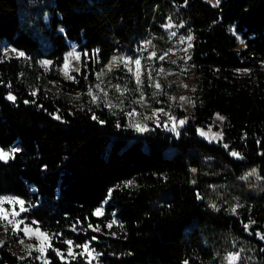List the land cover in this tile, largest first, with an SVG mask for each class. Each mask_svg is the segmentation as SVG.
Listing matches in <instances>:
<instances>
[{
  "label": "trees",
  "instance_id": "1",
  "mask_svg": "<svg viewBox=\"0 0 264 264\" xmlns=\"http://www.w3.org/2000/svg\"><path fill=\"white\" fill-rule=\"evenodd\" d=\"M168 11L193 34L190 60L198 75L194 110L177 135L153 122L139 133L126 115L105 107L72 108L40 83L38 58L59 66L75 42L91 56V69H99L116 52H133L141 40L159 36ZM5 41L28 60L4 59ZM263 64L264 0L216 6L206 0H51L42 6L0 0V147L18 149L0 160V196L24 199L27 220L60 239L47 253L49 264H82L80 256L62 260L55 249L66 252L65 241L82 245L94 235L106 239L97 243L102 264H219L211 248L215 232L240 245V264H264L257 235L264 234V189L247 194L234 214L215 198L218 188L247 171L264 181ZM166 107L177 119L186 117ZM216 115L224 118L222 142L199 133L218 129ZM105 201V213L94 215ZM113 217L116 237L91 230L107 229ZM0 264L42 263L19 258L4 242Z\"/></svg>",
  "mask_w": 264,
  "mask_h": 264
},
{
  "label": "rangeland",
  "instance_id": "2",
  "mask_svg": "<svg viewBox=\"0 0 264 264\" xmlns=\"http://www.w3.org/2000/svg\"><path fill=\"white\" fill-rule=\"evenodd\" d=\"M50 1L51 0H30L33 5H38L40 3L41 6L44 2ZM206 1L214 6L218 5L217 0ZM167 14L168 16H166L162 22H159L162 32L158 34L159 36L153 33L149 38L141 40L133 47V52H129L127 49L116 52L112 58L99 69H91V56L89 54L84 55L87 52H82L75 42H70V48L65 53L63 61L59 66H56V63L51 58H38L37 65L42 71L40 76L44 77L40 83L44 84L45 90L48 94L52 95L54 99H66L67 103L72 108H82L84 106L105 107V109H108L114 114L126 115L129 125L139 133L150 131L151 125L149 122H153L157 127L177 135L194 110V92L197 86L198 75L190 60V50L193 40L192 32L190 30L180 29L182 23H178L173 19L174 14L172 11H168ZM48 19L49 14L45 12L43 20L46 24L48 23ZM43 30L44 28L40 29V32ZM189 37H191V39H189ZM149 41L151 43H148ZM241 41L243 40L240 39V47L244 46V41L243 43ZM189 44H191V47H189ZM12 49L16 48L7 41L3 42L4 59L20 58L23 62L28 60L26 55L20 57L12 52ZM73 51L81 54L79 60L68 55ZM17 52H19V50H17ZM153 52L156 53L154 57L151 56ZM160 57H163V59H160ZM129 59L132 61L135 59L141 60V83L139 84L134 75L136 66L134 63H127ZM44 61H49L51 63L45 65L43 63ZM66 62L69 64L67 75L64 70V64ZM108 65H112L111 69L108 68ZM129 68H131L132 71H129ZM76 69H79V71H76ZM247 72V70L239 71L240 74H245ZM98 73H102L100 79H97ZM55 75L59 76L61 79L55 78ZM68 75L75 77V79H68ZM43 79H45V82H43ZM66 82H71L74 85L83 84L84 87H82V89H71L72 87ZM97 84L100 85L99 88L96 87ZM157 84H159L160 87H156ZM100 89H103V91ZM90 90L93 95L98 97L96 101H93L92 96L89 95ZM109 105L112 106L109 107ZM167 105L184 110L186 117L177 119L171 114L170 109L166 107ZM129 113L132 114L129 115ZM218 116L222 117L216 115L213 119V124H216L218 129H214L213 125L202 128L199 130L201 137L213 142H222L224 137V119L221 120ZM181 120L185 121L183 125L179 123ZM136 124H140L142 127L147 126L148 130L143 132L138 131L135 127ZM201 132H203L204 135H201ZM217 133L220 135H216ZM0 149L3 148L0 147ZM12 149H16V147L3 150L11 153ZM11 157L10 155L8 159ZM263 189L264 181L254 170H250L242 174L235 181L218 188L215 198L220 206H226V210L234 214L238 212L239 208L241 209L243 203L246 202L245 196L247 194L258 193ZM232 194L238 196V199H231L233 197L231 196ZM5 197H15L25 201L18 196L10 194L0 196V198ZM106 203V201L103 202L99 207L102 208L103 214L105 213ZM3 207L7 209L9 213H11L14 208L16 212H19V215L14 217L11 215L9 216V219L13 221L11 224H9L8 221L0 219V244L4 242L9 243L13 253L21 259L34 258L42 264H49L47 253L53 246V243L60 239L43 230L36 222L27 220L25 217L26 211L21 212L19 204L12 205L4 203ZM24 207L28 210L26 201ZM233 209H235V212L232 211ZM113 220H115L116 223L113 224L111 228L107 227V229H103L99 227V231H94L93 229L95 227H92L91 230L102 236L116 237V229L119 220L117 217H113L109 223ZM19 221H23V223H20L19 226L16 227V222ZM25 227H30L33 230L39 228L40 231L48 233L51 237L52 246L45 247L44 252L39 251L41 239L34 233H25L23 231ZM76 233H78V229H76ZM215 234L216 236L211 242V248L214 250V257L218 259L219 264H229L226 257L229 253L240 252L238 249H235L239 248L240 245L230 243V237L223 232H215ZM93 237H96V239L93 240L91 238L83 243L89 244V250L92 252V255H78L83 260L82 264H89V262L90 264H102L100 259L101 253L97 248V243L104 244L106 239H101V237L96 235ZM69 247L68 245V248ZM71 247L75 253L84 252V249L76 247L75 243H73ZM58 250L64 253L65 258L62 260L72 261L77 258V256L75 258L68 256V249L66 252H63L61 249ZM236 264H240V260L237 261Z\"/></svg>",
  "mask_w": 264,
  "mask_h": 264
},
{
  "label": "snow or ice",
  "instance_id": "3",
  "mask_svg": "<svg viewBox=\"0 0 264 264\" xmlns=\"http://www.w3.org/2000/svg\"><path fill=\"white\" fill-rule=\"evenodd\" d=\"M218 3H219V0H217V4H218ZM189 39H191V37H189ZM241 42L243 43V41H241ZM148 43H151V42L149 41ZM189 47H191V44H189ZM11 51L14 52V53H16V54H17L18 56H20V57L25 56V53L22 52V51L17 52L16 49H12ZM68 55H69L70 57H74L76 60H79L81 54L78 53V52L73 51V52L69 53ZM84 55H87V53H85ZM155 55H156V53H154V52L151 54V56H153V57H154ZM160 59H163V57H160ZM43 63H44L45 65H48V64H50L51 62H49V61H44ZM127 63H129V64L134 63V64H135V66H136V71H135L134 75H135V77H136V81H137V83H138V84L141 83V79H140V76H141V72H140V69H141V60H140V59H135L134 61H132L131 59H129V60L127 61ZM68 67H69V64L66 62V63L64 64V70H65V74H66V75H67V69H68ZM111 67H112V65H108V68H109V69H111ZM76 71H79V69H76ZM129 71H132V69L129 68ZM101 75H102V73H98V74H97V79H100V76H101ZM67 78H68V79H75V77L70 76V75H68ZM96 87L99 88L100 85L97 84ZM156 87H160V85L157 84ZM100 90L103 91V89H100ZM35 94H36V93H33V95H35ZM89 95L92 96L93 101H96V100L98 99L97 96H95V95L92 94L91 90L89 91ZM7 98H8L9 100H12V101H15V99H16V97L13 96V95H9ZM25 103H29V101H25ZM111 106H112V105H109V107H111ZM131 114H132V113H129V115H131ZM56 118L59 119L60 117L57 116ZM218 118L221 119V120L224 119L223 117H219V116H218ZM93 119H96V117L94 116ZM170 119H171V117H170ZM101 123H103V121H101ZM179 123H180L181 125H183V124L185 123V121H184V120H181ZM118 126H119V125H118ZM135 127H136V129H137L138 131H141V132H143V131H147V130H148V129H147V126H143V127H142L140 124H136ZM201 135H204V133L201 132ZM216 135H220V134L217 133ZM225 147H227V145H225ZM16 151H18V149H12L11 153H9V152L4 151L3 149H0V160H7V159L10 157V155H11V156H14V154H15ZM231 155H233V156H239V153L232 152ZM193 171H195V170H193ZM127 183H128V185L130 186L132 182L129 181V182H127ZM111 191H112V190L109 191V196L111 195ZM4 203H8V204H12V205L19 204V205H20V211H21V212L27 211V209L24 207V203H25V201H23V200H21V199H19V198H15V197H5V198H0V219L5 220V221H8L9 224L13 223V221L9 219V216H10V215L13 216V217H14V216H18V215H19V212H16L15 209L13 208V210L11 211V213H9V211L3 207V204H4ZM212 207L215 208L216 206L213 204ZM232 211L235 212V209H233ZM94 215H96V216H101V215H103V210H102V208H97V209L95 210V212H94ZM20 223H23V221L16 222V225H15V226L18 227ZM115 223H116V221L113 220L111 223H109V224L107 225V227L111 228L112 225L115 224ZM253 223H254V222H253ZM89 227H92V225L90 224ZM250 227H251L250 224L245 225V229H246V230L249 229ZM93 230H94V231H99V226L95 227ZM23 231H24L25 233H34L35 235H37L38 238L41 239V247L39 248V251L44 252L45 247H51V246H52V245H51V237L49 236V234L46 233V232H42V231H40L39 228L33 230V229H31L30 227H25V228L23 229ZM257 235L259 236V239H260V240L264 241V234L257 233ZM92 239L95 240L96 237H92ZM65 243H67V244L70 246V247L68 248V256H71V257L75 258V257L78 256V255H88V256H91V255H92V252L89 250V247H90V246H89L88 243H85V244H83V245H76V247H79V248H83V249H84V252H82V253H75V252H74L73 248L71 247V245L73 244V241H71V240H67V241H65ZM55 251H56L57 254L61 257V259H64V258H65V257H64V253L60 252L58 249H56ZM241 251H243V249H241ZM262 251H264V249H262ZM226 259L228 260L229 264H236V262L239 261V260L241 259L240 252L229 253V255L226 257ZM89 264H90V262H89ZM186 264H187V262H186Z\"/></svg>",
  "mask_w": 264,
  "mask_h": 264
}]
</instances>
